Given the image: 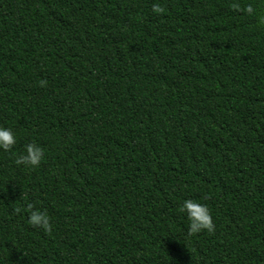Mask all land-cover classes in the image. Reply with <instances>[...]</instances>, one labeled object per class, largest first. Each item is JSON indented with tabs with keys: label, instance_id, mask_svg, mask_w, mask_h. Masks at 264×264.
<instances>
[{
	"label": "trees",
	"instance_id": "16d2710c",
	"mask_svg": "<svg viewBox=\"0 0 264 264\" xmlns=\"http://www.w3.org/2000/svg\"><path fill=\"white\" fill-rule=\"evenodd\" d=\"M232 2L0 0V264H264V0Z\"/></svg>",
	"mask_w": 264,
	"mask_h": 264
},
{
	"label": "clouds",
	"instance_id": "9594fccd",
	"mask_svg": "<svg viewBox=\"0 0 264 264\" xmlns=\"http://www.w3.org/2000/svg\"><path fill=\"white\" fill-rule=\"evenodd\" d=\"M231 7L237 10H241V5L238 0H233ZM244 11L251 13L253 10L250 6L245 7ZM153 13L159 14L162 12V8L159 3L154 2L152 4ZM257 22L259 25H264V14L257 16ZM16 142V135L11 128L0 125V149L8 150ZM43 157L42 148L35 143H27L24 146V152L20 154L17 159V164H24L26 166L38 165ZM28 210L27 223L34 227H40L45 232L50 230V221L47 213L43 210L36 209L32 204H27ZM19 211V209H17ZM179 211L186 215L188 224L187 231L189 234L198 233L202 230L212 232L214 225L211 215L205 204L200 203L195 199H184L179 204Z\"/></svg>",
	"mask_w": 264,
	"mask_h": 264
}]
</instances>
